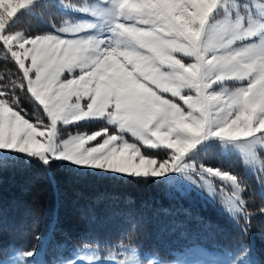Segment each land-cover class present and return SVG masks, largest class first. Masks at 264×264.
Masks as SVG:
<instances>
[{"label": "snow or ice", "instance_id": "snow-or-ice-1", "mask_svg": "<svg viewBox=\"0 0 264 264\" xmlns=\"http://www.w3.org/2000/svg\"><path fill=\"white\" fill-rule=\"evenodd\" d=\"M36 3L0 0V53L16 67L14 74L0 76V151L37 158L46 166L54 160L68 161L123 174L137 182H159L158 178L173 172L188 153L212 138L247 141L243 145L246 163L257 160L255 148L264 150V139H260L264 136V45L229 50L235 42L256 35L254 30L245 31L239 20L231 27L208 28L222 0H114L109 36L102 40L75 38L91 26L58 29L73 38L31 36L23 29L13 32L21 11ZM177 54L189 62H182ZM231 64L239 65L238 73L229 70ZM232 80L247 84L220 94L210 91ZM18 90L30 94L42 107L49 124L40 118L35 122L25 118ZM89 117L117 126L118 133L109 135L107 128H101L65 141L63 150L57 152L58 124ZM124 132L144 146L168 150L169 159L158 161L142 153L135 143L120 137ZM100 137L105 138L101 141ZM253 137L256 139H250ZM94 141V146L86 147ZM205 173L218 177L232 190L214 186L204 178ZM179 175L203 187L209 196L220 194L237 223L245 221L241 231L247 234L250 217L243 193L248 185L242 177L203 165L198 171L192 163L179 169ZM258 182L264 178L260 176ZM3 223L0 221V227ZM136 229L137 222L130 221L118 244L107 242V260L91 252L85 257L87 264H151L146 250L134 241ZM248 251L241 247L234 256ZM38 255L35 246L19 252L16 264H34ZM0 264L9 261L0 259ZM64 264L81 261L68 259ZM232 264L255 262L246 257L234 259Z\"/></svg>", "mask_w": 264, "mask_h": 264}, {"label": "trees", "instance_id": "trees-1", "mask_svg": "<svg viewBox=\"0 0 264 264\" xmlns=\"http://www.w3.org/2000/svg\"><path fill=\"white\" fill-rule=\"evenodd\" d=\"M33 18L38 25L39 16ZM25 24L18 22L12 30ZM15 72V65L0 53V76ZM21 95L34 104L29 94ZM142 151L157 160H164L168 153ZM210 166L229 170L224 164ZM238 170L248 185L243 193L250 217L247 234L241 231L245 221L237 223L230 214L209 204L198 202L196 211L188 202L170 197L160 180L137 182L83 171L55 160L46 166L33 157L0 155V221L4 222L0 227V259L13 251L38 249L47 235V259L85 244L108 253L107 242L118 244L129 222L136 221L134 241L143 246L147 258L156 255L166 259L198 242L226 246L230 229L236 238L242 234L249 237L264 263V198L252 174L244 175L241 165ZM238 170L235 174L240 176ZM111 250L118 252L115 247Z\"/></svg>", "mask_w": 264, "mask_h": 264}, {"label": "rangeland", "instance_id": "rangeland-1", "mask_svg": "<svg viewBox=\"0 0 264 264\" xmlns=\"http://www.w3.org/2000/svg\"><path fill=\"white\" fill-rule=\"evenodd\" d=\"M54 8H57L63 14V16H59L60 13L59 15L55 16L52 11ZM114 9V0H109L108 3H104L102 0H37L35 5L29 9L22 10L18 15V21L16 23L25 22L26 24L24 27L17 30L23 29L27 31L28 35L31 36L51 34L58 38H73L67 34L61 33L58 31V29L66 26H91L86 31L78 33L75 38H95L97 40H102L109 36V29L111 27L109 17ZM40 12H45V20L47 19V22L42 24L48 26V28H46L47 31L38 33L36 28V20H34L33 17L41 15L39 14ZM237 20L241 22L245 31L254 30L256 35L242 42H235L229 50H239L243 48L264 45V0H222L220 7L217 9L216 13H214L213 17L210 18L208 28L218 29L220 27H231ZM31 21H33L36 25L32 23V26L30 23ZM44 27L45 26H43V28ZM39 28L41 29L42 27ZM17 30L12 31L15 32ZM226 40L227 37H225V41ZM177 57L182 58V62L186 64L189 62V58L182 57V54H177ZM246 84L247 81H225L222 85L214 86V88L210 91L213 94H220L225 90L230 92L240 87L246 86ZM19 93L18 99L20 101V107L24 110V113H26L25 118L30 119L32 122H35L38 118H40L42 119L43 124H49L50 121L43 113L42 107H38L35 103L33 104L24 100L21 92ZM101 128H107L109 135L118 133L117 126H110L102 118L97 117H89L67 125L59 123L57 126V135L54 140L55 149L57 152L62 151L65 141H68L71 138L82 136L86 137L99 131ZM119 135L123 140L129 143H135L138 147H140L141 151L143 149L152 151H168L163 148L152 149L150 147L144 146L142 142L136 140V138L129 132H124ZM104 138L105 137H100L99 139L102 141ZM250 139L254 140L256 137ZM260 139H264V136H261ZM96 143L97 142L94 141L90 145H86V147L94 146ZM246 143L247 141L222 142L219 138H212L202 142L194 150L188 153L182 161L177 163L176 169H174L173 172L168 173L164 177L160 178L162 184L164 182L166 192L170 197L176 196L177 199H182L183 201L188 202L190 206L195 208L196 211H198V203L193 198L199 200L201 203L209 204L219 211L228 213L222 203V197L220 194L209 196L203 187H197L190 181L185 180L182 175H179V169L183 168L186 164L192 163L197 167L198 171L201 165H203L204 168L221 170V168L210 167V165L224 164L228 166L230 173L235 175L236 171L238 170L237 162H239L242 166L241 170L243 172L246 174H252L253 180L259 187L260 193L264 198V182H258L260 176L264 178V150H260L254 146L255 150L259 152L257 160H249V162L246 163V153L243 148V145ZM6 153L12 152L0 151V155ZM20 155L29 157L24 154ZM169 156L170 153L168 151V153L165 154L164 160L169 159ZM57 162L69 164L83 171L90 170L104 175L125 177L123 174H116L106 170L91 169L86 166H77L68 161ZM222 171L223 170H221V172ZM238 172L241 177L239 170ZM193 176L194 179H197L199 183H203L199 180V177L195 176V174H193ZM204 178L209 179L214 186H223L229 192L232 190L230 185L225 184L218 177H209L207 173H205ZM229 232L230 235L227 240V246L229 245L231 247L230 249L221 247L218 250L216 249V244L214 243L211 248H206L203 247V245L196 244L193 249L179 252L173 258L167 259L163 262L176 259L177 264H232L234 259L238 261L247 257L253 260L255 264H261L255 256L252 248H249L246 246V244H244L243 241L239 240V238H236V232L234 230L229 229ZM208 242L209 241L206 243ZM226 243L227 242H225V244ZM241 247H246L249 251L247 253L241 252L239 256H234L237 250ZM91 252L97 251L92 248L74 249L64 257L49 262L45 261L43 255L39 252V255L35 258L36 261L34 264H64V261L68 259H77L81 261V264H87L85 257ZM17 253L19 252L13 251L5 258L9 261V264H16L17 259L20 258L17 256ZM103 256L104 259L107 260V254ZM163 262H161L158 258H154L151 264H163Z\"/></svg>", "mask_w": 264, "mask_h": 264}, {"label": "clouds", "instance_id": "clouds-1", "mask_svg": "<svg viewBox=\"0 0 264 264\" xmlns=\"http://www.w3.org/2000/svg\"><path fill=\"white\" fill-rule=\"evenodd\" d=\"M209 64H211V61H209ZM229 68V70L233 73L236 74L239 71V65L238 64H231L227 66ZM220 77H217V79H219ZM229 79H231V77H229Z\"/></svg>", "mask_w": 264, "mask_h": 264}]
</instances>
